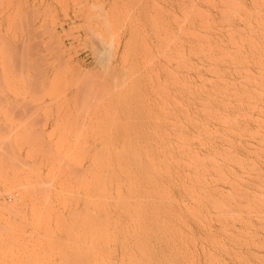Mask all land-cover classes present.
<instances>
[{
  "label": "rangeland",
  "instance_id": "374dc122",
  "mask_svg": "<svg viewBox=\"0 0 264 264\" xmlns=\"http://www.w3.org/2000/svg\"><path fill=\"white\" fill-rule=\"evenodd\" d=\"M203 38L212 40L205 44ZM215 39L228 54L238 46L246 52L234 54L236 61L247 58L234 64L239 70L231 55L222 58V48L216 51ZM209 44L215 47L211 52ZM191 46L214 59L221 53L222 62L205 60L207 53ZM183 54L198 63L201 78L215 84L216 72H206V66L212 70L219 61L216 70L227 71L217 77L233 81L217 84L247 91V103L235 101L231 110L237 118L241 112L246 131L241 140L264 169V0H0V207L15 206L0 208V264H110L111 251L93 254L74 241L71 208H62L58 186H70L71 171L86 167V155H78L80 162L73 151L115 149L125 134L165 139L174 132L182 118L179 92L195 99L192 89L202 81L190 60L192 70L183 69ZM182 74L187 81L193 76L195 84L188 85L193 96L186 91L194 81L183 82ZM33 182L38 184L33 194L49 201L35 213L25 194ZM60 215L64 227L56 224ZM249 219L255 232L242 250L253 264H264V227L254 215ZM211 225L219 226L216 220ZM198 259L204 264L201 253Z\"/></svg>",
  "mask_w": 264,
  "mask_h": 264
},
{
  "label": "bare ground",
  "instance_id": "6f19581e",
  "mask_svg": "<svg viewBox=\"0 0 264 264\" xmlns=\"http://www.w3.org/2000/svg\"><path fill=\"white\" fill-rule=\"evenodd\" d=\"M207 38H203L204 41L211 39ZM197 41L198 45L204 43L199 44ZM207 41L205 44L210 42ZM189 42L187 44L191 43ZM214 42L217 43L216 39ZM198 45L194 46L197 48ZM211 45L209 44L208 51L212 48ZM214 45L212 46L216 51L224 47H219L218 43ZM238 47L236 52L240 48ZM192 48H189L188 52L198 50ZM198 48L203 50L201 46ZM224 48L221 51H224ZM201 51L199 53L202 56L206 55L205 60L211 59L212 56L214 59V54L204 51L207 55ZM227 51H224L225 54L222 52L223 55L220 53L222 58L231 55L235 60L230 61L233 65H238V62L245 63L247 58L242 56L246 52L241 53L239 50L242 59L239 57L240 60L236 61V52L228 54L230 51ZM220 54H217V58L215 53V59L222 62ZM236 56L238 58V55ZM188 57L183 56V60H186L183 69L192 64ZM200 58L199 62L203 61ZM224 61L227 62L223 59ZM217 63L214 62L215 70L212 66L214 64L210 63L211 70L207 63L206 67L210 71L208 69L206 72L212 71V75L216 72L213 80L217 78L220 81H229L230 78H220L227 67L219 73L216 70V67L220 69ZM225 64L229 66L230 63ZM196 65L199 67L196 63L193 68L199 71V68L194 67ZM202 67L205 66L202 64ZM235 67L232 66L233 69ZM244 67L241 69L246 71ZM189 69L192 70V66L185 70ZM237 69L236 67L234 70ZM198 71L193 73L196 72L199 76ZM183 75L182 79L190 74L184 75L185 77ZM204 77L201 78L200 73L199 79L202 81L198 90L195 87H198L199 82L196 85L194 78V82L187 83L188 95L195 96L196 93V96H200L199 99L198 96L197 100L193 97L187 99V95L184 97L182 91L179 92L182 118L179 117L178 126L177 123L174 124V132L168 134L165 139L155 133L150 136L125 134L119 140L121 146H116L118 148L111 149L108 146L110 149L103 147V150H100L101 148L94 147L83 152L81 149L79 152H72L77 159L73 158L80 162L78 155H86V167L76 166L74 170L70 167L73 182L71 181L70 186L64 182L59 185L56 196L60 199L62 208H66V204L70 205V226L73 228L76 243L85 244L91 248L93 254L111 251L113 256L110 264H200L199 253L203 255L204 264H253L243 252L242 246L255 232H252L253 227L251 228V215L257 217L261 221L260 225L264 227V169L249 157L248 152L252 147L249 148L241 140L246 135L245 126L240 125L238 120L241 112H237L238 118L234 117L232 112V104L235 101L241 105L247 101V91L233 86L230 92V89L227 90L229 86H225L223 81L219 82L223 83L224 87L216 81L219 87L215 80ZM184 80L188 82L187 78L183 79V82ZM192 83L195 87L191 86ZM230 83L226 82L232 85V82ZM183 85L186 89V84ZM188 85L194 88L193 93L196 91L193 95L190 94L192 92ZM238 86L242 87V82ZM242 115L245 118L246 113ZM71 151L65 152L70 156ZM35 183L25 186L32 213L37 212L40 205L49 203L47 197L33 194L35 186L38 185ZM81 188L84 193L82 195L79 192ZM4 209L13 210L15 206L9 204ZM213 220L218 222V228L211 225ZM56 222L58 227L67 225L62 215L56 216ZM195 226L200 229V234L195 232ZM259 243L258 241V245H261Z\"/></svg>",
  "mask_w": 264,
  "mask_h": 264
},
{
  "label": "built area",
  "instance_id": "2783aa9c",
  "mask_svg": "<svg viewBox=\"0 0 264 264\" xmlns=\"http://www.w3.org/2000/svg\"><path fill=\"white\" fill-rule=\"evenodd\" d=\"M1 199H2V198H1V195H0V201H1Z\"/></svg>",
  "mask_w": 264,
  "mask_h": 264
}]
</instances>
